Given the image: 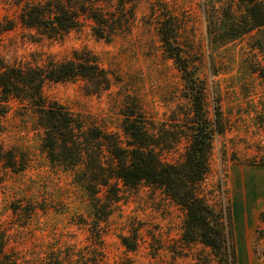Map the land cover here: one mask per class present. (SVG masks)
I'll list each match as a JSON object with an SVG mask.
<instances>
[{
  "label": "rangeland",
  "instance_id": "1",
  "mask_svg": "<svg viewBox=\"0 0 264 264\" xmlns=\"http://www.w3.org/2000/svg\"><path fill=\"white\" fill-rule=\"evenodd\" d=\"M21 1L26 0H0L1 23L16 20ZM131 1V27L109 41L93 37L87 28L32 41L31 32L15 25L0 32V60L41 65L67 60L74 52L91 53L111 75L109 90L91 94L79 80L47 83L45 98L93 117L119 136L120 111L130 103L177 139L161 158L179 163L192 111L183 75L159 41V23L169 18L194 86L203 88L205 116L212 120L217 112L223 129L211 139L201 195L224 220L234 264H264L259 232L264 228V26L255 25L264 16V0ZM10 105L0 120L1 141L4 149L26 154L29 162L16 173L0 163V236L5 243L0 264H50L70 246L96 249L101 264H230L200 243L184 244L183 210L144 184L121 189L94 242L90 199L72 172L48 164L32 117L17 103ZM121 237L135 240L134 250L126 249Z\"/></svg>",
  "mask_w": 264,
  "mask_h": 264
},
{
  "label": "trees",
  "instance_id": "2",
  "mask_svg": "<svg viewBox=\"0 0 264 264\" xmlns=\"http://www.w3.org/2000/svg\"><path fill=\"white\" fill-rule=\"evenodd\" d=\"M131 2L26 0L19 6L15 21L0 22V32L19 25L32 33L30 38L34 41L36 37L61 38L71 31L87 28L93 37L109 41L131 27L134 13ZM255 25L263 27L264 16L256 19ZM176 34V27L169 18L160 21L161 47L182 73L191 102L192 117L183 131L187 144L179 163L161 158V153L177 139L167 131L157 129L130 103L120 111L121 137L102 129L93 117L73 113L45 98L42 90L47 83L79 80L86 84L88 93L99 95L109 90L111 75L87 51L74 52L71 58L60 62L47 60L41 65H6L0 60V120L11 109L10 102L17 103L18 110L32 117L35 129L41 134L40 148L48 164L72 172L74 182L91 201L90 233L94 242L99 240V223L105 222L110 215L112 205L120 199L121 189L144 184L183 210L180 240L184 244L200 243L216 258L224 257L234 264L235 251L224 220L207 205L200 189L208 172L211 139L213 135H220L223 129L217 112L212 120L205 116L203 88L194 86L193 75L176 44ZM2 134L0 124V163L14 173L22 172L28 166V157L18 150L4 149ZM260 222L264 223V213L260 215ZM259 232L264 235V228ZM120 242L130 251L135 248L133 239L121 237ZM4 246L0 236V255ZM84 250L67 247L62 257L50 264H101L96 249Z\"/></svg>",
  "mask_w": 264,
  "mask_h": 264
}]
</instances>
